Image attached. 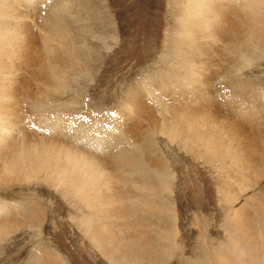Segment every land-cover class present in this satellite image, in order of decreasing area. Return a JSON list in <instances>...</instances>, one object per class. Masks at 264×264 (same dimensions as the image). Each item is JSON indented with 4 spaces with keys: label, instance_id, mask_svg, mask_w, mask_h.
Listing matches in <instances>:
<instances>
[{
    "label": "rangeland",
    "instance_id": "1",
    "mask_svg": "<svg viewBox=\"0 0 264 264\" xmlns=\"http://www.w3.org/2000/svg\"><path fill=\"white\" fill-rule=\"evenodd\" d=\"M227 1L215 35L202 30L186 40L194 32L185 37L177 28L185 21L184 0H51L44 8L56 20L49 60L44 29L50 22L39 17L27 22L30 39L19 49L21 62L13 60V77L23 85L21 96L27 92L34 99L18 104L19 111L25 118L58 114L87 125L110 112L120 115L124 123L118 119L85 129L74 123L71 131L91 134L84 140V153L91 156L95 137L104 144L107 134L127 133L123 143L131 161L141 160L135 176L154 191L143 197L134 185L120 184L129 198L115 203L120 215L112 218L88 208L51 170L1 184L0 199L26 211L17 217L20 228L0 244V264H41L36 259L45 252L59 264H264V32L260 35L262 24L254 19L231 27L237 20ZM149 88L177 113L154 105ZM194 114L209 126L201 129L208 132H203L207 142L191 137L176 120ZM41 127L26 132L44 141L54 137ZM210 137L251 162L247 185L246 171L231 156L214 151ZM109 151L96 156H103L116 182L120 173L113 148ZM38 206L41 213L33 219ZM100 222L112 224L115 235H96Z\"/></svg>",
    "mask_w": 264,
    "mask_h": 264
},
{
    "label": "bare ground",
    "instance_id": "2",
    "mask_svg": "<svg viewBox=\"0 0 264 264\" xmlns=\"http://www.w3.org/2000/svg\"><path fill=\"white\" fill-rule=\"evenodd\" d=\"M225 1L226 0H184L185 6L184 8L182 7L183 8L182 16L184 17L185 21L182 25H179V27H177L179 29V32L181 33L184 32L185 37L188 34L194 32V34H192V36L190 37H187L186 40L194 39L195 35L200 36L201 33L199 35L198 32L202 30H206L211 35H215V31L217 27L220 28V26H222L220 25L221 20H219L220 18L219 11L223 7L222 5ZM43 3L45 4V7ZM49 4H51V0H0V185L6 183H14L15 181H18L19 178L22 179L25 178L29 180V178H31L32 176L35 177L41 171L43 172V171L51 170L53 173H55V175L59 176L57 179L60 181V183L62 182L63 184L64 181V183L67 182L72 187L75 196L80 197L88 208L96 209L98 214H100L101 212L103 214L106 211V213L110 217L116 218L119 217L120 214L116 212L115 203L119 201L122 202L125 199L129 198L126 196V192L123 191L124 188L122 190L120 189L121 186L120 184L125 185V188L126 185L129 184L132 186L134 185L133 186L134 188L136 189L139 188L138 191L142 190L143 193L145 192L144 194H141L143 197H146V195H148L149 193H153L154 191V189L150 184H148L146 181H143L142 176H141L142 178L141 180L138 179L137 176H140L139 173H138L139 175L136 174L137 176H135V173L139 168L137 162H140L141 160L138 158L136 162L135 160L131 161L130 159L131 151L129 149L127 150L123 143V140L125 139L127 133H124L123 131L120 130V132L117 134L116 132L112 134H107L109 137L107 140H104L105 142L104 144H102L99 141V138L95 137L96 151L91 156L86 151H85L86 153H84V147H85L84 140H88L91 138V134L89 132L84 131L83 135L81 136H78V134L76 135L78 130L76 129L72 132L71 122H67L66 120H64L65 117L63 116L57 117L58 114L54 116L44 115L43 117H39V114L37 115L34 113L33 115H30L29 117L25 118L24 111L21 110L19 111L18 109V104L24 103V100L34 99V97L32 95L28 96L27 92L23 95L24 97L21 96V90L23 89V85H21V82H19V80H17L16 77L14 79L13 73L17 69L16 66L12 63L15 58L16 60L18 59V62L24 58L23 54L21 55V53H19V49L24 48V46H26L25 43H28L26 41L30 39V30L27 25L28 24L27 22L30 21V23L33 24V19L34 18L38 19V17L40 18L39 20H41V22H45V23L50 22L49 26L47 27L45 26L44 37H46L45 43L48 45V46L46 45L47 48L49 49L48 52L51 54L49 58L46 57V59L49 60L50 58H52L53 56L52 52L54 50H52V47L49 45L50 43L49 40L50 38H54L56 34V26H54L53 23V21L56 20H54L53 18L52 21L50 14H45L44 8H46ZM227 5L229 6L228 12L234 15V17L236 18L235 21L237 20L235 22L236 24L233 23L234 25L232 24L230 25L231 27L234 28L236 27L237 24L238 25L243 24V26H246V20L248 23H252L250 21L254 19L256 21H259L260 22L259 24H262V29L259 28L260 35L261 32H264V0H228ZM50 6L51 5H49L48 7ZM21 7H24V9L21 10ZM28 11L30 16L27 18L26 13ZM237 12H239V14ZM224 20L225 19H222V24H224ZM56 24L58 25V23ZM218 30L219 29H217V31ZM230 36L229 38H231ZM237 39H239V37H237ZM52 40L53 39H51V41ZM202 44L204 45V43ZM187 45H191V44H187ZM53 65H55V61L53 62L51 61L52 71L55 70V68L52 69ZM17 72L20 73L21 69ZM60 75L62 76V73H60ZM196 79L197 78H194V80ZM194 84L188 86L189 87L188 90L185 91L188 92L187 95H184L185 93H181V94L187 97L189 95L190 90L194 87ZM150 90L152 89L151 88L147 89L149 96H151L150 98H152L153 100L152 103L154 105L157 104L160 108L163 109L168 108L170 109V111L173 109L174 113H177L175 108L167 107L165 104L162 105L161 103H164L163 102L164 98H161L159 94L157 95ZM19 91H20L19 95L21 97L16 96ZM253 106L255 105H252V107ZM241 108L239 109L240 112L243 111V109L246 110V108L244 107ZM257 109L258 108L256 107L254 109L251 108V113H253V111ZM19 113H21L22 115L20 116ZM129 113H133V112L129 111ZM244 113L246 114L245 111H243L242 114ZM251 113H249L248 116H250ZM194 115L196 116V114ZM194 115L191 116L184 115L178 117L177 119L176 118L174 119L177 120L179 125L182 126L191 137L195 139H200L203 142H207L208 137H206L205 133H203L206 130L201 132V129L208 126V124H206L205 126L202 123L204 121L199 122L200 120L198 119V117L197 116L194 117ZM129 116L131 115L129 114ZM16 117L18 118V120L15 119ZM20 117H21V126L19 128L18 125H19ZM200 118L201 120L203 119L202 117ZM243 118L245 119L246 117ZM111 122H113V119L110 120V123ZM122 123H124L123 120ZM40 126H43L45 131H48L47 135L49 137L50 136H54V137H50L49 141L48 138L47 141H44L46 137L38 139L37 138L38 136L36 137L34 134H32L33 136H29L27 134L26 132L27 130H34L35 127H37V132H38ZM206 133L208 135L207 131ZM61 136L75 140L76 143H81V145L78 148H76L75 144L73 143L67 142L69 144H66L64 142L65 140L59 139ZM56 138H58L59 141ZM211 140H210V144L208 143V145H212L213 148L215 149L214 151L218 150V153H220L222 156H224L223 154L231 156L234 162L240 165L238 166L241 168V170L246 171V176L244 179L243 178L242 179L243 181H246L245 185H247L248 184L247 179L249 174L248 171H250L248 165H251V162L247 159V157H246L247 160L245 161L242 155L240 154L241 151L239 153L237 152L239 151L238 149L235 150L228 145L227 147L223 146L224 141L221 144L218 141H213L214 139L212 138ZM237 147L238 146H236L235 148ZM110 148H113L114 154L116 156L117 162H114V167L117 166L115 169H117V171L120 173V176L117 179L119 183L116 181L117 184H114L116 182L114 180L113 175L109 174V172L106 171L105 169L106 162L104 163L103 156L102 158L96 156L98 154L100 155L108 154L110 152L109 151ZM140 151H141L140 156L142 155L143 157L144 150L141 149V146H140ZM114 154L112 153V155ZM227 162L228 164H231L229 162L232 161H227ZM245 164H246V168L244 166ZM138 171L140 172V169ZM256 176H258V174ZM127 189L131 190L130 188ZM131 193L138 195V193L134 191ZM125 196L127 198H125ZM26 204L30 205V203H26ZM41 210L42 209H40V207L38 206L32 218L38 219ZM21 211L22 212L26 211L24 205L19 203H9L6 202L5 200L0 199V244L7 238H10L16 229L20 228L17 222V217L21 216ZM114 215L115 216L118 215V216L115 217ZM238 216L240 218V214ZM117 219L119 220V218ZM245 222L246 221H239L238 223L239 225L241 224L243 225L245 224ZM96 230L98 231V233L96 234L98 236L100 235L103 236L104 234L111 236L112 234H114L112 224L104 225L102 224V222H100L96 226ZM40 262H42L41 264H59L57 261V257H55V255L54 256L49 255L47 252L42 253L41 255L38 256V259H36V263H40Z\"/></svg>",
    "mask_w": 264,
    "mask_h": 264
}]
</instances>
